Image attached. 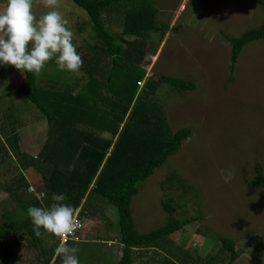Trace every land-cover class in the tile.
I'll return each mask as SVG.
<instances>
[{
    "label": "rangeland",
    "instance_id": "rangeland-1",
    "mask_svg": "<svg viewBox=\"0 0 264 264\" xmlns=\"http://www.w3.org/2000/svg\"><path fill=\"white\" fill-rule=\"evenodd\" d=\"M153 1L158 8V20L168 29L161 37L150 33L140 66L146 78L181 77L193 81L195 87L179 93L167 84L159 86L157 99L170 129L189 127L191 134L132 196L130 207L135 229L147 232L163 225L168 212L162 202L170 199L176 219L194 217L183 230L167 236L173 248L178 246L177 251L190 254L188 262L217 254L220 242L207 237L224 236L241 251L236 264H264V190L250 184L255 177L254 164L264 170V38L245 44L233 66L228 39L261 22L259 2ZM59 2V10L74 33L73 42L84 61L80 74L73 73L74 90L85 77L86 59L94 52L90 47L98 46V41L84 10L71 0ZM5 4L6 0H0V10ZM34 11L39 17L48 9L40 4L34 6ZM120 24L117 18L108 21L114 30H119ZM123 38L134 37L123 35ZM98 59L105 61L102 56ZM58 72L62 71L55 59L48 62L40 74V83ZM23 77L14 66L0 64V94L9 89L21 119L20 150L36 156L45 138L46 121L25 97L12 93ZM8 157L7 168H0V212L13 207L5 187L10 185L11 176L20 172L18 156L10 153ZM220 169L225 174L231 172L230 182L225 183ZM22 173L29 188H38L44 182V177L32 167ZM170 175L174 178L172 182L167 180ZM177 182L180 183L176 185ZM104 203H96L98 207L93 214L81 218L85 242L105 239L100 241L106 247V251L101 250L104 258L93 264H111L120 253V244L115 239L118 213L113 205ZM19 254L20 261H29L34 260L36 251L25 242ZM163 256L164 252L154 248L144 249L136 255L134 264H166ZM82 264L92 263L85 260Z\"/></svg>",
    "mask_w": 264,
    "mask_h": 264
},
{
    "label": "trees",
    "instance_id": "trees-1",
    "mask_svg": "<svg viewBox=\"0 0 264 264\" xmlns=\"http://www.w3.org/2000/svg\"><path fill=\"white\" fill-rule=\"evenodd\" d=\"M71 1L85 11L98 41V46L90 47L94 52L86 59L84 79L73 90V73L68 71L51 74L42 84L40 76L23 73L22 81L12 92L25 97L46 121L45 138L36 156L20 150L18 108L8 88L0 94V168H7L10 161L6 163L5 159L11 153L18 156L20 170L5 187L13 207L0 212V264H62L60 257L52 260L58 239L43 229L42 236L36 237L27 213L29 206H50L53 194L66 195L65 203L73 206L80 218L93 214L98 202L116 208L115 239L120 244V253L111 264H134L141 250L159 247L166 252L162 258L166 264H236L241 251L224 236L207 237L220 242L219 251L204 258L195 257L192 262L187 261L188 252L177 251L178 246L173 248L167 236L183 230L194 217L176 219L170 199L162 202L168 212L163 225L140 232L132 220V196L191 134L189 127L170 129L157 93L161 84L182 93L194 89V82L168 75L145 78V70L140 66L150 33L161 37L168 29L158 20L154 1ZM258 2L263 13L261 22L237 37L228 38L232 66L245 44L264 38V0ZM115 18L121 23L119 30L108 26V21ZM123 35L134 38L125 39ZM101 56L104 62L98 59ZM144 78L140 88L137 82ZM29 167L44 177L42 185L36 188L46 193L43 205L29 192L22 173ZM254 171L250 184L264 190V170L255 163ZM167 180L172 182L174 178L170 175ZM104 240L69 241V244L79 249L76 255L80 264L85 260L93 264L104 258L100 249V241ZM25 242L36 251L34 260H19Z\"/></svg>",
    "mask_w": 264,
    "mask_h": 264
},
{
    "label": "clouds",
    "instance_id": "clouds-1",
    "mask_svg": "<svg viewBox=\"0 0 264 264\" xmlns=\"http://www.w3.org/2000/svg\"><path fill=\"white\" fill-rule=\"evenodd\" d=\"M40 4L48 11L37 17L34 6ZM59 8V0H6L0 10V64L39 77L45 65L55 59L61 71L79 75L84 61ZM220 174L225 183L230 182L231 172L225 174L220 169ZM29 192L43 205L45 192L34 187ZM51 199L50 206L27 209L35 236H42L41 229L55 236L59 240L55 256L62 258V264H80L76 255L79 249L69 244L70 238L74 240L75 233L83 227L78 213L65 203L66 195L53 194Z\"/></svg>",
    "mask_w": 264,
    "mask_h": 264
},
{
    "label": "built area",
    "instance_id": "built-area-1",
    "mask_svg": "<svg viewBox=\"0 0 264 264\" xmlns=\"http://www.w3.org/2000/svg\"><path fill=\"white\" fill-rule=\"evenodd\" d=\"M138 83V85H142V83H143V81L141 80V81H139V82H137ZM77 213H78V211H77ZM78 217H79V219H80V221H81V223H82V225H83V222H82V219L80 218V216L78 215ZM82 229H83V227L79 230V231H77L76 233H75V237H74V240L73 239H71L70 238V240L69 241H81L83 238H82ZM59 241V240H58Z\"/></svg>",
    "mask_w": 264,
    "mask_h": 264
},
{
    "label": "crops",
    "instance_id": "crops-1",
    "mask_svg": "<svg viewBox=\"0 0 264 264\" xmlns=\"http://www.w3.org/2000/svg\"><path fill=\"white\" fill-rule=\"evenodd\" d=\"M84 240H86V239H83L82 241H84ZM58 244H59V243H58ZM98 247H99V246H98ZM103 248H104V251H106V249H105L106 247L102 245V246L100 247V249L102 250ZM154 249H155V250H158V251H160V252H164V256H165L166 252H165L163 249H161L160 247H159V248H154ZM108 251H109V250H108ZM119 252H120V251H119ZM164 256H163V257H164ZM54 257H55V255L52 257V260L54 259ZM116 259H118V258H116Z\"/></svg>",
    "mask_w": 264,
    "mask_h": 264
}]
</instances>
